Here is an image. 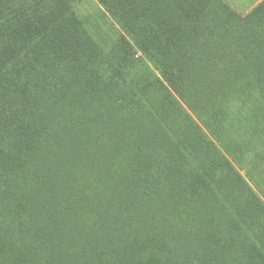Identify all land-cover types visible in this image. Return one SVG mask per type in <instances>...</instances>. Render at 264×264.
Here are the masks:
<instances>
[{"label":"trees","instance_id":"obj_1","mask_svg":"<svg viewBox=\"0 0 264 264\" xmlns=\"http://www.w3.org/2000/svg\"><path fill=\"white\" fill-rule=\"evenodd\" d=\"M80 1L0 0V264H264V1Z\"/></svg>","mask_w":264,"mask_h":264},{"label":"rangeland","instance_id":"obj_2","mask_svg":"<svg viewBox=\"0 0 264 264\" xmlns=\"http://www.w3.org/2000/svg\"><path fill=\"white\" fill-rule=\"evenodd\" d=\"M112 1V0H108ZM230 6H232L236 11H238L241 15L245 16L249 14L254 8L259 6L264 0H225ZM114 1H112L113 3ZM149 2V3H148ZM147 3L150 4L151 2L148 1ZM117 4V3H116ZM118 7V13L121 15V13L124 12V15L126 16L127 22L129 24H132L133 19L137 18L139 15V10L143 9L144 12H147L144 14L146 17L150 18L151 14L154 13L155 10H157V7H153L150 5L145 4L141 8H137V5L130 2L128 3V6L125 4H117ZM123 12L121 10L123 9ZM75 10L77 14L82 17V19H88L91 21H94V25H98L100 28L99 30L105 34L108 33L110 37H113V29H112V22L115 25V29L117 31H125L123 30L119 25L118 22L113 20L109 13L106 11V9L103 7V3L100 0H83L80 1L75 6ZM154 15V14H153ZM141 16V15H140ZM110 27L112 30H110ZM242 175H246L245 171L241 172Z\"/></svg>","mask_w":264,"mask_h":264}]
</instances>
